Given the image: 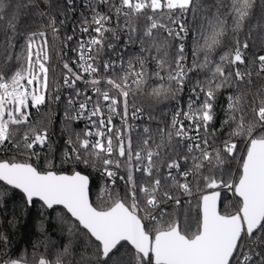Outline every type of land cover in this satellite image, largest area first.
I'll return each mask as SVG.
<instances>
[{"label": "snow or ice", "instance_id": "6c2138e0", "mask_svg": "<svg viewBox=\"0 0 264 264\" xmlns=\"http://www.w3.org/2000/svg\"><path fill=\"white\" fill-rule=\"evenodd\" d=\"M0 264H264V0H0Z\"/></svg>", "mask_w": 264, "mask_h": 264}]
</instances>
